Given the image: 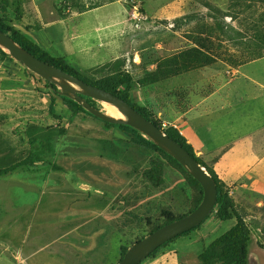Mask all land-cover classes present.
Masks as SVG:
<instances>
[{"label": "rangeland", "instance_id": "374dc122", "mask_svg": "<svg viewBox=\"0 0 264 264\" xmlns=\"http://www.w3.org/2000/svg\"><path fill=\"white\" fill-rule=\"evenodd\" d=\"M0 16L36 41L42 30L67 32L90 50L85 60L65 57L76 70L94 78L124 72L149 88L151 104L169 105L176 95L169 86L184 80L187 69L217 58L232 66L233 46L218 40L223 33L234 37L236 21L262 28L264 0H0ZM49 44L62 54L54 49L58 39ZM0 80V131L16 153L27 150L34 135L54 144L45 163L0 178V264H118L125 247L162 222L163 210L175 217L189 212L194 190L180 168L164 161L165 184L155 188L144 172L156 154L138 139L90 117L73 119L46 81L15 60L0 62ZM108 105L97 103L106 113ZM164 129L178 132L168 124ZM236 200L251 231V264H264V198L259 206ZM215 214L142 264H201L202 252L235 224Z\"/></svg>", "mask_w": 264, "mask_h": 264}, {"label": "crops", "instance_id": "0c3cea01", "mask_svg": "<svg viewBox=\"0 0 264 264\" xmlns=\"http://www.w3.org/2000/svg\"><path fill=\"white\" fill-rule=\"evenodd\" d=\"M259 28L253 20L236 21L234 37L223 33V39L218 40L233 46L229 47L232 66L217 58L215 64L187 69L184 80L171 82L170 91L176 95L171 96L169 105L159 100L151 104L149 88L131 92L133 102L142 108L152 107L162 122L177 129L196 156L231 189L235 200L238 196L257 206L264 198V26ZM45 31L37 35L38 41L30 39L52 52L49 43L58 39L54 49L62 51V57L78 54L85 60L90 54L88 47L78 45L67 32H53V37ZM95 64L101 63L96 60ZM154 87L159 91L162 86Z\"/></svg>", "mask_w": 264, "mask_h": 264}, {"label": "trees", "instance_id": "16d2710c", "mask_svg": "<svg viewBox=\"0 0 264 264\" xmlns=\"http://www.w3.org/2000/svg\"><path fill=\"white\" fill-rule=\"evenodd\" d=\"M0 30H2L6 34H9L20 47L34 55L36 58L55 66L56 68L84 81L89 85L98 87L118 96L129 105H131L139 113H141L146 119L153 122L160 129L165 130V133L168 136L180 143L191 154V156H193L203 167L207 169L208 173L213 177L217 184L218 197L215 207L216 217L221 222H235L234 226L229 231L215 239L202 252V254L199 256L201 264H251V231L245 221V217L237 209V202L232 195L231 189L218 178L212 167L205 164L200 158L196 156L193 148L187 143V141L181 136L179 132L174 133L169 132L167 129H164L163 122L157 117L156 114H151L147 109H142L137 103L132 101L131 92L140 87L134 84V78H132L130 75L123 74L124 72L119 71L103 73L100 78L90 77L87 74L82 73L72 67L66 61L65 57L58 56L54 52L48 51L33 42L21 31L10 26L2 16H0ZM13 60L14 59H12V57L7 52L0 48V62ZM24 70L31 77L35 76V74L29 72L27 69ZM2 83L3 82L0 80V87ZM46 84L47 88L52 94L55 95V97H60L62 99L63 103L66 106V109L69 111L73 119L86 121L87 117H90L93 120L102 123L105 130H120L125 134L130 135L132 138L134 137V139H138V141L143 143L144 147L156 154V158H153L151 160L150 165L144 172L145 180L155 188H161L165 184L164 161H168L170 164L180 168L186 174L194 190V198L192 201L191 209L188 213L179 217H175V215L170 211L163 210L161 213L162 222H155L153 225H151L148 235L169 223L187 216L200 205L204 195L202 186L170 154L160 149L152 140L147 137L143 138L141 136L140 138H136L135 135L139 134V132L130 126L110 124L98 119L97 117L86 111L82 105L78 104L72 98L61 96L59 94V88L56 85L50 84L48 82H46ZM84 98L91 104V106L99 109V107L97 106V101L86 97ZM54 100L55 99H53L52 101ZM27 143L29 145V148L19 155L16 153V150L12 146V144H10V142L4 138L2 132L0 131V178L10 175L20 167L25 166L30 168L36 166L39 163H45L49 153L54 151V144L50 141L49 136L42 137L40 135H34L32 136V138L30 136ZM127 205L131 207H137L139 204L136 201H128ZM212 214L202 224L198 225L191 231L173 239L172 241L183 236H188L191 232L198 230L209 218H211ZM137 217L139 218V216ZM149 224H151V221ZM144 237L137 239L136 242L142 240ZM172 241L166 243L161 248L156 250L148 257V259L154 257L160 249H162ZM128 249L129 248L127 247L123 249L122 258L126 254Z\"/></svg>", "mask_w": 264, "mask_h": 264}, {"label": "water", "instance_id": "95a60500", "mask_svg": "<svg viewBox=\"0 0 264 264\" xmlns=\"http://www.w3.org/2000/svg\"><path fill=\"white\" fill-rule=\"evenodd\" d=\"M0 48L12 59L21 64L29 72L56 85L59 94L72 98L98 119L110 124L127 125L152 140L160 149L170 154L197 180L203 188V200L200 205L187 216L169 223L142 240L134 243L118 264H141L143 261L173 239L191 231L202 224L215 210L218 189L213 177L191 154L177 141L168 136L153 122L146 119L127 102L118 96L84 81L46 63L20 47L9 34L0 30ZM107 103L115 107L124 118H117L99 110L84 98Z\"/></svg>", "mask_w": 264, "mask_h": 264}, {"label": "bare ground", "instance_id": "6f19581e", "mask_svg": "<svg viewBox=\"0 0 264 264\" xmlns=\"http://www.w3.org/2000/svg\"><path fill=\"white\" fill-rule=\"evenodd\" d=\"M107 111H108V113L111 116H114V117H119L120 116L118 110L115 107H113V106H109L108 105Z\"/></svg>", "mask_w": 264, "mask_h": 264}, {"label": "built area", "instance_id": "2783aa9c", "mask_svg": "<svg viewBox=\"0 0 264 264\" xmlns=\"http://www.w3.org/2000/svg\"><path fill=\"white\" fill-rule=\"evenodd\" d=\"M163 127L165 128L166 127V124H164Z\"/></svg>", "mask_w": 264, "mask_h": 264}]
</instances>
